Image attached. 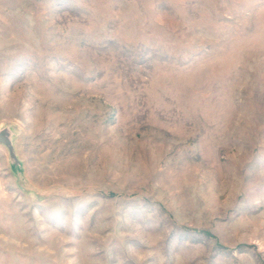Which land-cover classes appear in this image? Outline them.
I'll use <instances>...</instances> for the list:
<instances>
[{
  "label": "rangeland",
  "instance_id": "1",
  "mask_svg": "<svg viewBox=\"0 0 264 264\" xmlns=\"http://www.w3.org/2000/svg\"><path fill=\"white\" fill-rule=\"evenodd\" d=\"M0 264H264V0H0Z\"/></svg>",
  "mask_w": 264,
  "mask_h": 264
},
{
  "label": "water",
  "instance_id": "2",
  "mask_svg": "<svg viewBox=\"0 0 264 264\" xmlns=\"http://www.w3.org/2000/svg\"><path fill=\"white\" fill-rule=\"evenodd\" d=\"M13 135L14 131L9 125L0 127V144L5 145L9 149L11 164L14 169H20L21 161L15 150Z\"/></svg>",
  "mask_w": 264,
  "mask_h": 264
}]
</instances>
